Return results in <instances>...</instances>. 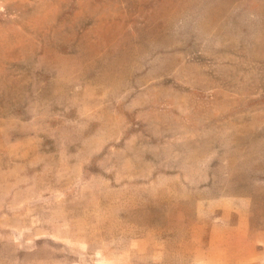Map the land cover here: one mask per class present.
I'll return each mask as SVG.
<instances>
[{
    "label": "rangeland",
    "instance_id": "374dc122",
    "mask_svg": "<svg viewBox=\"0 0 264 264\" xmlns=\"http://www.w3.org/2000/svg\"><path fill=\"white\" fill-rule=\"evenodd\" d=\"M0 264H264V0H0Z\"/></svg>",
    "mask_w": 264,
    "mask_h": 264
}]
</instances>
